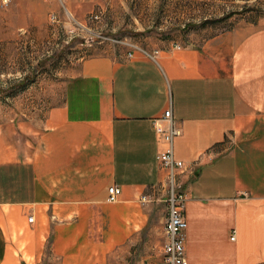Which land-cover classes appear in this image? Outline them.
I'll return each mask as SVG.
<instances>
[{
    "label": "crops",
    "instance_id": "0c3cea01",
    "mask_svg": "<svg viewBox=\"0 0 264 264\" xmlns=\"http://www.w3.org/2000/svg\"><path fill=\"white\" fill-rule=\"evenodd\" d=\"M139 48L95 50L39 124H0V264H162L169 109L189 264H264V19Z\"/></svg>",
    "mask_w": 264,
    "mask_h": 264
},
{
    "label": "rangeland",
    "instance_id": "374dc122",
    "mask_svg": "<svg viewBox=\"0 0 264 264\" xmlns=\"http://www.w3.org/2000/svg\"><path fill=\"white\" fill-rule=\"evenodd\" d=\"M256 18L264 19V0H0V124L22 114L39 124L54 85L95 50L198 45Z\"/></svg>",
    "mask_w": 264,
    "mask_h": 264
},
{
    "label": "built area",
    "instance_id": "2783aa9c",
    "mask_svg": "<svg viewBox=\"0 0 264 264\" xmlns=\"http://www.w3.org/2000/svg\"><path fill=\"white\" fill-rule=\"evenodd\" d=\"M133 48L134 50H141L137 46H133ZM147 55L155 60L159 52L155 51L152 54L147 53ZM129 56L132 57L133 55L130 54ZM163 122L166 124L165 126L160 124ZM155 124L157 133L166 146L159 154L158 160L161 167L169 173V191L167 197L168 217L162 264H189L186 257L184 234L188 226L185 218L187 195L177 180V171L184 168V163L176 160L174 155V141L180 135V132L174 125L171 109L165 112L162 119L156 120ZM121 194V188L117 186L110 187L108 191V202H117ZM29 222L33 223L34 218L30 217ZM231 240L235 241V233H233Z\"/></svg>",
    "mask_w": 264,
    "mask_h": 264
}]
</instances>
